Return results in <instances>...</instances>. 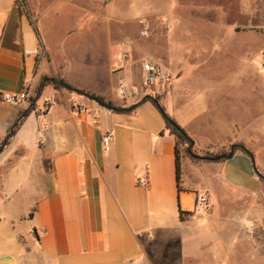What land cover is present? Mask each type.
Listing matches in <instances>:
<instances>
[{
    "label": "crops",
    "instance_id": "0c3cea01",
    "mask_svg": "<svg viewBox=\"0 0 264 264\" xmlns=\"http://www.w3.org/2000/svg\"><path fill=\"white\" fill-rule=\"evenodd\" d=\"M208 2L0 0V95L28 93L17 104L0 97V143L23 117L0 150V264H184L206 258L212 264H264L254 248L241 251L254 245L242 237L241 225H186L198 215L196 195L210 187L181 165L178 184L175 139L156 105L144 100L147 94L121 101L107 80L89 87L68 78L75 65L96 73L108 58L109 71H121L126 85L141 91V63H159L172 73L169 83L154 89L166 115L198 149H223L241 134L218 123L211 129L218 116L191 104L197 77L202 96L214 92L207 86L233 84L208 79L215 74L209 63L224 45L221 4ZM162 5L173 13L160 16ZM145 25L149 38L139 34ZM235 29L249 30L255 62L257 31ZM52 79L127 111L105 108ZM44 98L50 99L46 111ZM198 118L199 128L192 130ZM107 132L112 141L104 150ZM247 132L255 141L252 129ZM196 133L210 134L211 144H197ZM222 163L223 183L248 190L259 184L250 154L236 150ZM144 174L149 188L138 184ZM180 211L189 214L180 217Z\"/></svg>",
    "mask_w": 264,
    "mask_h": 264
},
{
    "label": "rangeland",
    "instance_id": "374dc122",
    "mask_svg": "<svg viewBox=\"0 0 264 264\" xmlns=\"http://www.w3.org/2000/svg\"><path fill=\"white\" fill-rule=\"evenodd\" d=\"M187 1L191 2L193 6L201 7L203 6L202 2L207 3L209 0H181L182 3ZM216 1L221 4L218 15L223 22L219 24L221 32L218 34L220 40L224 41V45H220L222 49H219L218 55L215 56L217 60L213 61L212 59L209 63V59L213 55L206 60L209 63L210 71L214 70L215 72L212 76L209 75L208 79L214 82L226 80L233 84H226L224 87L216 86V84L212 87L207 86V89L211 88L214 92L202 96V93L199 92L201 91V84H199L201 78L197 77L195 87L192 89L198 93L194 92L192 96L194 100L191 104L198 108L200 106H205V109L210 108L218 116L211 120V129L217 127L215 123L222 125L217 127L220 129L232 127L233 131L241 134V138L226 141L223 149H198L195 143L192 146L179 143L181 167L186 168L187 173L197 180L196 183L210 187V191H205V195L209 197L210 206L206 210L198 212L196 218L189 219L186 225H241L242 237L249 239L250 243L254 244L241 246V251L243 253L253 252L254 248L258 257L264 260V133L256 135L257 130L264 132V0ZM194 10L196 11L195 8ZM249 11L250 14H248ZM156 12L160 16L173 13L168 11L164 5L160 6L158 11L156 9ZM238 13L241 15L240 21H235L233 16ZM198 14L200 12H195L193 16L199 23ZM245 15L250 16L251 20L244 18ZM236 27L238 29L253 27L257 31V59L255 62H253V46H247L249 39L246 35H249V30L237 34ZM199 33V28L194 30V34ZM149 35L150 31L146 37ZM233 47H235L234 50ZM87 64L90 62L88 61ZM117 64L120 65L118 62ZM109 66L108 58H104L101 64L96 65V74L86 65H78V67L75 65L69 71L68 78L89 87H93L99 81L107 80L110 87L117 90L120 84H126L125 78L121 71L110 72ZM92 67L94 66L92 65ZM200 121L202 119H195L190 123V128L197 130ZM250 129L253 131V137H256L255 141L249 140L252 135H249L247 131ZM192 139L197 144L210 145L212 137L210 134L196 133ZM231 146H237L234 151L245 149L253 156L256 171L259 173V184L254 189L239 188L221 181L222 162L228 161V159L215 160V158L228 153ZM181 182H183V178H181ZM206 248L213 247H202L203 250ZM194 263L212 264L208 258L204 261H189L184 264Z\"/></svg>",
    "mask_w": 264,
    "mask_h": 264
},
{
    "label": "built area",
    "instance_id": "2783aa9c",
    "mask_svg": "<svg viewBox=\"0 0 264 264\" xmlns=\"http://www.w3.org/2000/svg\"><path fill=\"white\" fill-rule=\"evenodd\" d=\"M149 27L147 25L143 26L139 34L142 37H146L149 34ZM126 57V56H124ZM172 79V73L161 66L159 63H156L151 60H146L141 63V78H140V90L133 89L128 87L126 84H120L117 88L118 96L121 101H127L129 99L135 98L142 93H145L152 98H154L155 92L154 89L165 86ZM147 90V91H146ZM1 99L4 102L10 104H17L21 101H24L28 98V93L25 90L20 91H10L3 92L0 95ZM50 99H43L42 110L46 111ZM84 105L79 104L78 109H83ZM112 141V134L107 132L102 137V146L104 150H108ZM138 184L144 188H149V182L147 175L144 174L140 179H138ZM210 206L209 197L205 194H197L195 197V211L202 212Z\"/></svg>",
    "mask_w": 264,
    "mask_h": 264
},
{
    "label": "trees",
    "instance_id": "16d2710c",
    "mask_svg": "<svg viewBox=\"0 0 264 264\" xmlns=\"http://www.w3.org/2000/svg\"><path fill=\"white\" fill-rule=\"evenodd\" d=\"M52 82L53 84L57 85L59 83H62L64 84L65 88L70 90V91H73V92H76L80 95H83L95 102H97L98 104L104 106L105 108H108L110 110H112L113 108L116 109V111H127V109H124L122 108L121 106L119 105H115L111 102H105L103 100V98L95 95V94H92V93H89L83 89H79V88H76V87H73L69 84H66L64 83V81L62 80H55V79H52ZM39 90V89H38ZM151 99V96L149 95H146L144 97V100H150ZM154 99L158 102L159 101V97L156 95L154 96ZM161 106V105H160ZM161 108L163 109V107L161 106ZM164 110V109H163ZM23 117H20L19 121L14 123L12 125V129L10 131V133L5 137V139L0 143V150L2 149V146L4 144H7L8 142V139L9 137H11L13 135V133L15 132L16 128L18 127L19 123L21 122ZM164 120H165V125H166V129L169 131V133L174 137L175 139V154H176V175H177V181H178V184H179V180H180V153H179V148H178V145L179 143H186L188 145H190V141L191 139L187 136V134L185 133V131L173 120L171 119L169 116H166L164 117ZM237 148V146H234L233 148V151ZM244 150L246 153H248V151H246L245 149H242ZM190 152V150H189ZM257 172V171H256ZM178 189H179V186H178ZM189 213L187 212H179V216L180 217H184L186 215H188Z\"/></svg>",
    "mask_w": 264,
    "mask_h": 264
},
{
    "label": "water",
    "instance_id": "95a60500",
    "mask_svg": "<svg viewBox=\"0 0 264 264\" xmlns=\"http://www.w3.org/2000/svg\"><path fill=\"white\" fill-rule=\"evenodd\" d=\"M151 100H152V102L156 105V107L159 109V111H160V113L163 115V117H166L167 115H166L165 111L161 108L159 102L156 101V100H155L154 98H152V97H151ZM112 110H116V109L113 108ZM193 144H194V143H193V141L191 140V141H190V146H192ZM233 148H234V146L231 147V149H230V151H229L228 153L221 154V155L217 156V157L215 158V160H220V159H230V158L233 156V153H234ZM248 154H250V153L248 152ZM250 157H251V159H252V163H253V165H254V159H253V157H252L251 154H250ZM254 168H255V166H254ZM257 174L259 175L258 172H257ZM3 259H7V258H3Z\"/></svg>",
    "mask_w": 264,
    "mask_h": 264
}]
</instances>
